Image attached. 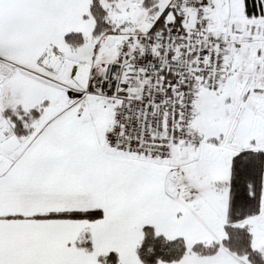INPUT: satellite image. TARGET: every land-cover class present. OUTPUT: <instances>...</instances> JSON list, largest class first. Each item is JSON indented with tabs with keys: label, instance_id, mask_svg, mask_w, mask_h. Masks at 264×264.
<instances>
[{
	"label": "snow or ice",
	"instance_id": "obj_1",
	"mask_svg": "<svg viewBox=\"0 0 264 264\" xmlns=\"http://www.w3.org/2000/svg\"><path fill=\"white\" fill-rule=\"evenodd\" d=\"M0 264H264V0H0Z\"/></svg>",
	"mask_w": 264,
	"mask_h": 264
}]
</instances>
